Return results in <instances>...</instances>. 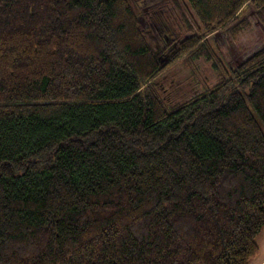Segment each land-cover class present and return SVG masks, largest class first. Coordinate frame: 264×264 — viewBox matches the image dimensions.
I'll return each mask as SVG.
<instances>
[{"label": "trees", "instance_id": "1", "mask_svg": "<svg viewBox=\"0 0 264 264\" xmlns=\"http://www.w3.org/2000/svg\"><path fill=\"white\" fill-rule=\"evenodd\" d=\"M141 1L0 0V264L258 255L264 46L232 68L207 36L250 5L264 24V0H184L178 43ZM199 59L218 81L166 99L159 77Z\"/></svg>", "mask_w": 264, "mask_h": 264}, {"label": "rangeland", "instance_id": "2", "mask_svg": "<svg viewBox=\"0 0 264 264\" xmlns=\"http://www.w3.org/2000/svg\"><path fill=\"white\" fill-rule=\"evenodd\" d=\"M176 3H178L180 9H178ZM185 4L186 1L182 3L181 0H142L140 2V8L142 13L151 14L161 11L165 15L169 14L171 20H173V29L169 37L167 36V41L169 42L175 35L179 37V40L176 42L178 43L192 33L185 30V28H179L177 26L176 22L183 23L180 19L181 11H184L186 17L194 24L190 14L184 8ZM241 20L248 21L249 24L243 23L239 31L232 32V27H229L227 29L218 30L207 36L209 39L213 40L215 46L232 68L236 67L246 57L264 46V24L258 19L256 9L251 5L247 6ZM148 24L149 21L146 16L144 14L141 15V27L147 28ZM197 30L198 29H195L194 32H198ZM217 81V74L213 70L211 62L205 59L195 60L191 63L180 60L173 64L158 79V82H160L162 86L163 95L169 101H178L181 94L183 96H193L201 92L203 86H212ZM259 241H262V237H259ZM263 253L264 248L262 254Z\"/></svg>", "mask_w": 264, "mask_h": 264}, {"label": "crops", "instance_id": "3", "mask_svg": "<svg viewBox=\"0 0 264 264\" xmlns=\"http://www.w3.org/2000/svg\"><path fill=\"white\" fill-rule=\"evenodd\" d=\"M259 237H262V241H261L262 243L259 241ZM257 242H258L260 251L258 255L250 261V264H264V253L262 254V251L264 248V230L257 237Z\"/></svg>", "mask_w": 264, "mask_h": 264}]
</instances>
